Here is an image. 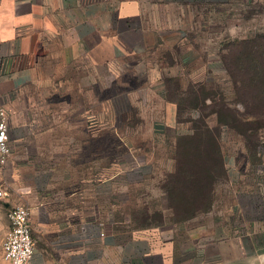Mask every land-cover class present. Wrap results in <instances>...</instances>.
<instances>
[{
    "label": "rangeland",
    "instance_id": "1",
    "mask_svg": "<svg viewBox=\"0 0 264 264\" xmlns=\"http://www.w3.org/2000/svg\"><path fill=\"white\" fill-rule=\"evenodd\" d=\"M143 1L138 49L89 76L71 77L83 90L62 98L80 103L77 120L56 124L53 140L36 141L40 154L13 153L0 169V190L8 193L0 198V245L10 207L23 204L24 184L47 174L49 163H68L71 175L106 185L113 222L157 229V238L162 233L163 241L174 244V264H200L201 258L211 264L221 241L248 233L259 243L257 264H264V75L254 69L264 68V0H232L230 6ZM242 37L255 42L238 43ZM217 144L224 166L214 173L211 209L187 218L180 206L188 197L182 196L186 183L177 182L186 179L178 174L177 149L187 159L193 149L197 154ZM63 151L71 153L52 154ZM29 163L38 166L34 172L24 167ZM53 174L58 178L62 171Z\"/></svg>",
    "mask_w": 264,
    "mask_h": 264
},
{
    "label": "crops",
    "instance_id": "2",
    "mask_svg": "<svg viewBox=\"0 0 264 264\" xmlns=\"http://www.w3.org/2000/svg\"><path fill=\"white\" fill-rule=\"evenodd\" d=\"M145 15L143 0H0V106L9 114L13 153L40 154L36 141L53 140L56 124L77 120L80 103L62 98L72 89L83 90L71 77L89 76L117 55L135 52L143 40ZM46 166L47 174L21 189L36 239L30 264H174V244L163 241L162 233L157 238L160 231L131 230L112 221L106 185L71 175L68 163ZM24 167L34 172L38 166ZM55 171L62 175L57 178ZM5 236L0 264H8L2 257ZM258 245L250 233L228 237L211 264H257ZM205 259L200 264H210ZM260 260L264 263V254Z\"/></svg>",
    "mask_w": 264,
    "mask_h": 264
},
{
    "label": "trees",
    "instance_id": "3",
    "mask_svg": "<svg viewBox=\"0 0 264 264\" xmlns=\"http://www.w3.org/2000/svg\"><path fill=\"white\" fill-rule=\"evenodd\" d=\"M252 41L247 39V40L238 41V43H251ZM250 58L254 60L258 59V57L254 55L251 56ZM261 68L259 67L254 68L256 71L255 74L256 76L264 75V68L262 69ZM195 86H197V88H202L203 83L196 84ZM194 87L190 86L189 90L194 91L196 89ZM178 89H181L180 86L178 87ZM240 115L243 116L244 119H248V116L246 117L243 114ZM206 127L208 129H211L209 125ZM217 138L218 137L216 134V136H214L216 142H217ZM194 150L195 149L192 150L193 154L189 155V157H186L187 159L179 157L181 155L180 153L183 151L182 148H178L176 153L178 156L176 165L178 166V169L180 168L179 171L177 170L178 174L179 176L186 178L184 180H180L177 182L186 183L187 192L186 193L183 192L182 196L185 195L188 197V201H186L184 198V200L181 202V205L180 204L178 205H180L183 208V211L185 209L187 218H193L198 211L202 210V208L205 211L211 209L214 200L213 199L214 189L216 186L214 173L217 171V169H219V167L223 168L224 166L223 151L218 144L216 145V148L201 149V153L195 154ZM188 178L191 179V181H187ZM171 183L174 186L176 184L173 181H171ZM175 187L178 188V185ZM178 194L179 193H177L175 196H178ZM198 198L200 199L197 200ZM172 206L175 209V211L178 212L177 209L179 207H177L174 204V201H172Z\"/></svg>",
    "mask_w": 264,
    "mask_h": 264
},
{
    "label": "built area",
    "instance_id": "4",
    "mask_svg": "<svg viewBox=\"0 0 264 264\" xmlns=\"http://www.w3.org/2000/svg\"><path fill=\"white\" fill-rule=\"evenodd\" d=\"M10 132L8 111L0 106V169L9 163L13 155ZM7 194L0 190V198ZM8 220L9 229L2 244V257L8 264H30L36 248L31 209L25 204L13 205L9 209Z\"/></svg>",
    "mask_w": 264,
    "mask_h": 264
}]
</instances>
